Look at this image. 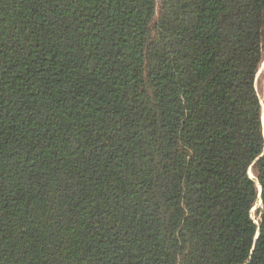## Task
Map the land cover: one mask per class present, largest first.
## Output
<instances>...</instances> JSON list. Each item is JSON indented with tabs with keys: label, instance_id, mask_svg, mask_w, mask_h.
<instances>
[{
	"label": "trees",
	"instance_id": "16d2710c",
	"mask_svg": "<svg viewBox=\"0 0 264 264\" xmlns=\"http://www.w3.org/2000/svg\"><path fill=\"white\" fill-rule=\"evenodd\" d=\"M263 59L264 0H0V264H264Z\"/></svg>",
	"mask_w": 264,
	"mask_h": 264
},
{
	"label": "rangeland",
	"instance_id": "374dc122",
	"mask_svg": "<svg viewBox=\"0 0 264 264\" xmlns=\"http://www.w3.org/2000/svg\"><path fill=\"white\" fill-rule=\"evenodd\" d=\"M256 86H257V90L262 100V104L264 108V59L260 65V68L257 74ZM259 205H260V200L255 202L252 208V214L255 219H257L256 209Z\"/></svg>",
	"mask_w": 264,
	"mask_h": 264
},
{
	"label": "bare ground",
	"instance_id": "6f19581e",
	"mask_svg": "<svg viewBox=\"0 0 264 264\" xmlns=\"http://www.w3.org/2000/svg\"><path fill=\"white\" fill-rule=\"evenodd\" d=\"M262 122H263V126H264V108H263V114H262Z\"/></svg>",
	"mask_w": 264,
	"mask_h": 264
},
{
	"label": "water",
	"instance_id": "95a60500",
	"mask_svg": "<svg viewBox=\"0 0 264 264\" xmlns=\"http://www.w3.org/2000/svg\"><path fill=\"white\" fill-rule=\"evenodd\" d=\"M260 186V185H259ZM261 191H262V187L260 186V194H261ZM260 203H261V199H260Z\"/></svg>",
	"mask_w": 264,
	"mask_h": 264
}]
</instances>
